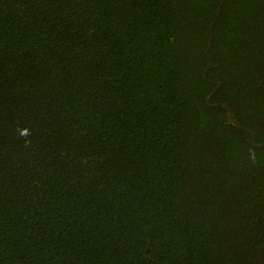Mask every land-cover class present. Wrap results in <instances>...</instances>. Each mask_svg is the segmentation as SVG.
Listing matches in <instances>:
<instances>
[{
  "label": "trees",
  "instance_id": "16d2710c",
  "mask_svg": "<svg viewBox=\"0 0 264 264\" xmlns=\"http://www.w3.org/2000/svg\"><path fill=\"white\" fill-rule=\"evenodd\" d=\"M263 244L264 0H0V264Z\"/></svg>",
  "mask_w": 264,
  "mask_h": 264
},
{
  "label": "water",
  "instance_id": "95a60500",
  "mask_svg": "<svg viewBox=\"0 0 264 264\" xmlns=\"http://www.w3.org/2000/svg\"><path fill=\"white\" fill-rule=\"evenodd\" d=\"M263 252H264V244L262 246L259 247V263L260 264H264V260H263Z\"/></svg>",
  "mask_w": 264,
  "mask_h": 264
}]
</instances>
